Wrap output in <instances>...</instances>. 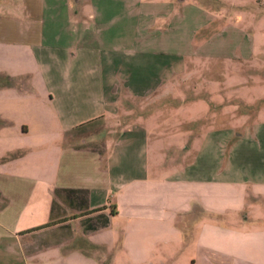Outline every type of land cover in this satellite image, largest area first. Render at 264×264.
<instances>
[{"label":"crops","instance_id":"crops-1","mask_svg":"<svg viewBox=\"0 0 264 264\" xmlns=\"http://www.w3.org/2000/svg\"><path fill=\"white\" fill-rule=\"evenodd\" d=\"M189 6L185 0H0V264H92L78 244L94 232L85 225L93 227L99 217L109 224L138 185H147L142 162L149 132L130 123L111 151L106 149L110 133L95 140L90 135L110 123L121 91L136 100L166 98L172 106L180 100L171 87L184 81L178 78L187 66ZM234 33L239 40L233 47V87L245 85L242 76L249 71L263 80L251 100L238 98L233 106L240 105L246 115L259 103L257 119H236L242 126L240 132L233 129L227 157L223 151L231 134L215 130L203 137L193 158L162 181L164 205L174 199L195 202L207 193L264 191V62L254 67L253 43ZM169 43L175 54L165 52ZM150 46L160 49L153 54ZM149 54L148 80L124 74L119 91L120 66L141 65ZM35 88L48 98L35 122L44 129L51 114L59 144L53 159L29 168L10 159L24 149L8 146L30 131L26 119L30 99L39 95ZM51 218L52 226L34 230Z\"/></svg>","mask_w":264,"mask_h":264},{"label":"rangeland","instance_id":"rangeland-1","mask_svg":"<svg viewBox=\"0 0 264 264\" xmlns=\"http://www.w3.org/2000/svg\"><path fill=\"white\" fill-rule=\"evenodd\" d=\"M185 1L190 4L189 48L184 57L187 66L182 77L175 75L184 81L171 87L180 100L172 106L166 98L136 100L124 97L121 91L110 123L90 135L95 140L97 134L101 138L110 133L112 141L106 149L111 151L115 137L126 125L138 122L149 132L147 160L142 162L147 185H138L140 190L131 194L129 205L118 216L105 227L96 222V230L86 236L85 242L78 243L90 254L92 264H264V191L251 188L220 197L207 193L197 196L195 202L174 199L165 205L159 199L165 185L162 181L193 158L203 137L215 130L225 136L231 134L223 151L227 157L233 146V129L240 132L242 126L236 119L247 116L248 120H256L261 106L258 103L246 115L240 105L233 106L238 98L251 100L260 88L258 81L263 80L262 75L249 71L242 76L246 84L233 87V47L239 40L234 31L242 32L240 39L251 40L254 45V67L264 62V0ZM149 49H156V54L160 48ZM164 49L168 54L176 52L171 43ZM150 54L142 58L141 65L133 62L126 68L120 66L116 77L119 91L123 90L124 74L131 80H148L153 72ZM38 94L30 99L26 119L29 133L20 139L14 137L13 145L8 146L24 149V153L15 152L10 159L29 168L45 165V157L53 159L59 144V131L51 114H47L44 129L35 122L48 102L40 91ZM170 108L175 111L170 112ZM97 122L100 126L101 120ZM78 226L73 228L77 229V237H82Z\"/></svg>","mask_w":264,"mask_h":264},{"label":"trees","instance_id":"trees-1","mask_svg":"<svg viewBox=\"0 0 264 264\" xmlns=\"http://www.w3.org/2000/svg\"><path fill=\"white\" fill-rule=\"evenodd\" d=\"M76 192L79 193V194L83 193L82 191H76ZM79 210H81V209H79ZM92 212H95V211H92ZM111 214H112V212H111ZM96 222H102V227H105L108 224V218L107 217H104V218L99 217V218H97ZM51 224H54V221L52 220V218H51L50 222L47 225H45L43 227H39V228L34 229V230H38V229H41V228L49 227ZM85 229L86 230L95 231L96 227H95V225H93V227H88L87 225H85ZM34 230H31V231H34ZM31 231H27V232H31Z\"/></svg>","mask_w":264,"mask_h":264}]
</instances>
